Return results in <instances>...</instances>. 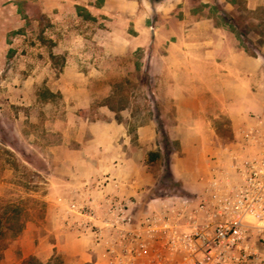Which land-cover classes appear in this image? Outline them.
<instances>
[{"label":"rangeland","instance_id":"rangeland-1","mask_svg":"<svg viewBox=\"0 0 264 264\" xmlns=\"http://www.w3.org/2000/svg\"><path fill=\"white\" fill-rule=\"evenodd\" d=\"M11 8L0 23V264L38 254L44 263L93 264L80 258L104 254L92 247L102 226L89 216H103L101 192L110 181L80 178L102 173L82 151L92 141L89 132L78 140L82 122L108 118L109 108L128 123L126 147L140 160L145 202L185 191L176 168H184L188 135L171 131L170 108L156 98L164 94L173 31L187 17L186 26L203 20L205 30L213 22L264 61V0H18ZM261 91L251 124L264 127ZM150 121L156 134L142 141L138 126ZM195 157L186 165L190 182Z\"/></svg>","mask_w":264,"mask_h":264},{"label":"crops","instance_id":"crops-1","mask_svg":"<svg viewBox=\"0 0 264 264\" xmlns=\"http://www.w3.org/2000/svg\"><path fill=\"white\" fill-rule=\"evenodd\" d=\"M17 1L0 0L1 24L7 20L11 7ZM187 18L181 21V29L173 31V35L178 37L175 40L173 38L166 48L165 76L160 83L164 86V94L156 97L164 100L170 108V113L164 116L174 118L171 131L188 135L183 141L184 151L187 153L181 162L185 170L176 168V175L185 183V191L151 197L145 202L141 189L140 160L130 155L126 147L129 140L128 123L118 121L115 113L108 108L104 109L108 111V118L96 123L83 121L81 125L82 134L80 133L78 140L84 139L85 132L92 134L91 144L83 145L82 151L95 159V165L102 173L80 178L95 180L100 175L109 179V185L101 192L104 198L103 212L108 198L125 199L129 201L128 211L134 217L133 227L152 211L171 205L176 198L203 192L211 170L217 168L218 163L224 162L223 146L245 142L243 132L254 126L251 124V110L258 108V102L261 101V89L264 88L263 59L250 55L244 47H238L235 40H230L233 36L230 31L215 27L213 22L211 29L205 30L200 24L203 20L198 21L199 25L196 27L186 26ZM0 30L3 38L5 29ZM254 88L258 91L255 92ZM226 132L233 135L234 141H219V135ZM138 134L140 140H150L156 134L155 123L150 121L139 125ZM210 149H220L221 152L209 154ZM194 153L196 167L193 182H190L192 176L186 165L191 163ZM85 161L88 163L87 158ZM57 179H53V182L63 181ZM90 204L94 208L95 204ZM96 215L98 219L93 222L101 224L102 233L111 232L103 227L104 216L100 218L98 213ZM105 240L108 241L109 237H105ZM106 241L105 244L95 242L92 247L98 250L97 246L105 247ZM71 255L76 259L77 252ZM96 256L98 255L92 251L86 252L80 260L93 264H110L107 258L99 255L97 260ZM38 257L45 261L40 254Z\"/></svg>","mask_w":264,"mask_h":264},{"label":"built area","instance_id":"built-area-1","mask_svg":"<svg viewBox=\"0 0 264 264\" xmlns=\"http://www.w3.org/2000/svg\"><path fill=\"white\" fill-rule=\"evenodd\" d=\"M242 137L223 146L224 162L203 192L176 198L136 227L129 201L108 198L109 240L102 227L95 235L97 244L107 242L103 257L110 264H264V127L251 126ZM89 217L98 219L93 210Z\"/></svg>","mask_w":264,"mask_h":264},{"label":"trees","instance_id":"trees-1","mask_svg":"<svg viewBox=\"0 0 264 264\" xmlns=\"http://www.w3.org/2000/svg\"><path fill=\"white\" fill-rule=\"evenodd\" d=\"M23 264H62V262L60 260H56V261L44 263L40 261L38 257L32 255L26 260H24Z\"/></svg>","mask_w":264,"mask_h":264}]
</instances>
